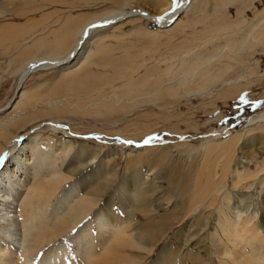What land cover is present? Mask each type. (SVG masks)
Here are the masks:
<instances>
[{"label": "bare ground", "instance_id": "6f19581e", "mask_svg": "<svg viewBox=\"0 0 264 264\" xmlns=\"http://www.w3.org/2000/svg\"><path fill=\"white\" fill-rule=\"evenodd\" d=\"M112 1L113 7L94 17L80 19L68 14L54 23H61L58 29L43 27L41 33L38 32L39 37L32 34L17 44L16 56L12 60L18 61L14 73L19 77L12 96L0 106V156L5 157L0 164V264H145L148 256L163 244L165 246L157 258L159 264H216L214 254L217 264H264V195L258 209L245 215V210L250 207L246 203L248 190L256 185L259 193L264 192V150L257 148L251 158L242 152L238 154L237 146L244 136L242 132L233 134L225 129L223 132L227 131L229 137L221 140L218 136L221 131L215 130L214 137L201 144L207 151L206 154L204 152L203 163L171 165L164 176L154 178L143 170L142 163L155 153L158 155L156 163L163 162L168 158L165 150L149 145L141 150L131 149L126 154V166L123 165L126 167L125 175L119 179L113 165L114 153L107 152L98 166L85 173L78 182L83 190L81 195L78 194V184L63 189L79 171L96 163L104 151L102 143L106 142L100 138L102 133L94 134L95 139L99 137L98 147L85 146L87 148L73 152L74 145L69 138L80 134L72 129L68 131L70 127L61 121L68 120L67 113L71 111L68 98L61 96L66 90L79 93L78 96L84 95L80 96L84 103L85 99L89 100L84 104V109L90 107L89 114L96 108L98 114L104 110L111 112L125 101L126 96H129L127 101L133 99L141 105L148 103L164 112L169 108L168 103L175 106L183 99L189 101L194 95L201 96L207 105L216 107L221 100L227 104L255 80L264 77L258 71L260 60L255 59L257 54H264V6L260 8L255 4L260 0H153L156 10L152 12L144 9L124 12L130 3L128 0ZM11 4L12 1L0 0V19L7 16ZM231 6H237L236 18H231L228 13L221 14ZM211 9L215 11L212 14L220 17L215 23L204 17ZM248 10L253 12L251 17L244 15ZM157 17L163 19L157 20ZM140 18L161 24L159 27L165 28L166 33L181 35L183 38L177 39L175 46L186 49L163 58L167 66L157 70L154 81L147 78L148 71L132 63L131 55L124 58L108 56L103 65L116 69L122 80L117 86L126 90L121 93L120 90H105L103 84H107L108 72L93 73L89 66L96 60V54L109 53L103 43L108 30L114 34L127 19L134 26L140 25ZM105 20L111 23L104 24ZM197 23H204L203 28L198 30ZM92 24L102 26L92 28ZM160 28L146 29L145 32L160 36L163 32ZM85 30L87 36L84 35ZM11 31L13 29H0V33L5 35ZM44 32L51 33L54 40H48L50 35L40 38ZM201 32L209 34V37L200 44L189 41V36ZM17 33H11L9 38H15ZM55 68L66 71L58 79L61 84L45 90L27 89V83L34 74ZM165 95H173L175 101L170 103ZM139 98L149 99L137 102ZM142 108L136 112L133 109L131 114L136 117L126 120L125 126L116 130L124 140L133 138L140 141L144 135H153L157 130L154 128L158 127L156 123H147L144 129L135 128L138 116L150 117L154 112ZM120 121L117 119L111 124L115 127ZM43 122H47L49 130L54 133L61 131L66 134L60 137L61 147L52 150L51 143L44 147L31 142L33 146H29L30 154L27 156L22 144L30 142H24L32 135L29 127L35 125L33 132H36L38 124ZM248 123L247 132L252 135L257 131L252 139L261 144L264 139V110ZM25 131L26 135H22ZM217 148H223L225 153L220 166L206 157ZM72 152L70 168L61 169L59 160L63 162ZM28 174L32 179L27 182L26 179L21 180L22 175ZM15 176L20 177L18 181ZM163 179L168 184L166 187L158 184ZM229 188L240 194V203L245 202L238 205L237 208L241 209L235 216L228 203ZM112 190L109 200L103 203L102 200ZM59 191L62 194L53 202ZM21 192L25 196L16 209V196L20 197ZM116 194L124 216L114 208ZM160 201L166 203L167 208ZM259 210L261 217L258 221ZM95 212L98 238L93 222L86 221ZM137 213L144 215L145 222L141 225L133 222ZM78 226V257H75L66 242H55ZM171 236V243H168Z\"/></svg>", "mask_w": 264, "mask_h": 264}, {"label": "rangeland", "instance_id": "374dc122", "mask_svg": "<svg viewBox=\"0 0 264 264\" xmlns=\"http://www.w3.org/2000/svg\"><path fill=\"white\" fill-rule=\"evenodd\" d=\"M1 1L2 2L12 1V4L9 6V11L7 12V16L0 19V29L1 28L13 29V32H18V33L15 34L16 35L15 38L12 39L9 38L11 36L10 34L13 33L12 31L10 34L7 33L6 35L0 33V106L4 105L7 102V100L12 96L16 85V81L18 80L19 77L17 73H14L18 61L16 62L15 60H12L16 56V51L18 49L17 44H19V42L23 43L24 38H27L32 34L39 37L38 32L41 33L43 27L45 28L49 26L48 30L50 29L54 30L56 28L58 29L61 26V23L59 24H54V23L56 21L62 20L64 16H67L68 14L80 19L82 17H94L95 15L101 13L102 11L113 7L114 4L112 0H30V1L1 0ZM176 1L182 2L183 0H176ZM128 2H130L129 3L130 5L129 4L126 5V7L123 9L125 10L124 12H132L133 10H139V9H144L148 12H152L156 10L153 0H128ZM255 4L257 5V7L262 8L264 6V0H260ZM208 11L204 14V17H208L207 20L210 23H215L214 22L215 20L217 22L220 19V17L216 16L215 14H212V12L213 13L215 12L214 10L212 11L211 9V11L210 10ZM226 13H228L231 18H236L237 6H231L227 10H223V12H221V14H226ZM244 15H246L247 17H251L253 15V12L248 10L244 13ZM142 19L140 25L136 24V26H134L133 22H129L130 19H127L128 21L125 20L124 22H122V27L116 30L114 34L112 30H108L107 35H105V37L103 38V43L107 47L109 53L105 51V53H103L102 55L96 54L95 56L96 60L94 61L95 63L93 62V64H91L89 68L93 73L107 74L108 72V80L106 82L107 84L105 83L103 84L105 90L108 91L120 90L119 91L120 93L121 91L126 90V89H121L117 86V84L119 85L122 82V80H120V76L116 71V69L114 67L110 68V66L103 65V63L105 62L108 56L124 58L127 55H131L132 63L139 66L141 70L148 71L147 75L149 76L147 78L150 79V81H154L158 75L156 74L158 73L157 70L160 67L165 68L167 66V64L163 62V58L170 57L171 54L173 55V52H175L174 54H179L185 51L186 47L180 48L181 49L180 50L175 46V44L176 45L178 44L177 42L180 40V38L181 39L183 38L181 35L179 34L172 35L171 33H166L167 31H165V28L159 27L161 24L160 25L154 24L148 20H144V19L142 20ZM143 24H145V26ZM138 26L139 28H137ZM195 26L198 30H200L203 28L204 23H197ZM152 28L153 29L160 28L161 31L163 32L160 36H155L145 32L146 29L153 30ZM35 30L37 32H35ZM47 36H49V38ZM43 37L48 38L49 41H53L55 38L51 33L48 34L46 32H44V34L40 36V38ZM189 37H190L189 41L194 40L192 43L200 44L209 37V34L207 35L201 32L193 37L192 35ZM190 44L191 42L188 43V46ZM255 59H258V61L260 60L258 62V66H259L258 71L264 74V54H257V56H255ZM154 67H156L157 69ZM173 69L176 68L174 67ZM59 71L60 70L58 68H55L52 70H44L37 72L32 76L30 81L27 83V89L45 90L55 84L58 83L61 84L58 79L66 71L65 70H64L65 72L63 71L59 72ZM176 71L177 70H175V72ZM167 76L168 75H166V77ZM78 95L76 92L74 93L70 89L66 90L65 92H63V95H61V96H66V98H68V104L70 106L69 110L71 111H69L70 114L67 113V117H69L68 120H70L71 122L64 119H62L61 121L64 124H66L68 127H70L68 128V131L72 129L73 131H76L80 134L78 136L71 135L72 138H69L74 145L73 152L75 151L77 152L79 151L80 148L85 146L98 147L99 141L95 139L94 134L98 135L102 133L100 135L101 136L100 138L104 139L106 142L102 143L104 146V151L97 158L96 163L91 167L89 166L88 168L79 171L77 175H75L72 179L68 180V182L64 185L63 189L70 188L74 184H78V182L80 181V179H82V176L85 173L90 172L94 168V166H98L99 162L101 161V159L104 158L107 152L114 153L115 158L113 160V165L117 169L118 179L119 177L125 175L126 167L124 166H126L125 158L127 152L130 151L131 149L141 150L143 147H146V145L155 146L154 148H160L168 153L167 154L168 158L163 162L156 163L158 159V155L157 153H155V156L151 155V158H149V160H146L142 163L143 170L145 172H148L151 178H154L156 176L159 177V175L164 176V174H166L169 171L170 169L169 167L171 165H189L195 163L196 164L203 163V160L205 158L204 155L206 154L207 151L206 148L204 151L203 149L204 147L202 148L201 144L208 138L210 137L213 138L214 137L213 134L215 133V130L221 131V135L220 133L218 134L221 140L223 139L225 140L226 138L229 137L227 131L223 132V130L225 129H228L229 132H233V134H236L238 131L243 133L244 136L240 140L238 144L239 146H237L238 154L242 152L244 155L251 158L255 154V150H257V148H262V150H264V143H262L264 139H262L261 144L258 140L252 139L257 131L252 133V135H250V133L247 132V129L249 128L248 121L254 116H256L259 112L264 110V96H263L264 77L261 80L258 81L255 80L254 83L248 89L242 91L239 94L240 96L238 95L237 97L228 100L227 104H225L222 100L218 101L216 103L217 104L216 107L213 104L211 105L205 104V100L201 96H197V95L192 96L189 101L187 99H183L182 102L175 105L176 106L175 107L173 106L174 103H171L173 102V100L175 101L173 95L171 97L170 96L167 97L165 95L166 96L165 98H167L171 104L168 103L167 104L169 106L168 110L166 109V111L164 110V112H162L160 111L159 108H157V106L154 107L152 105H148V103L141 105L135 103L136 100L135 102H133V99H131L130 101L128 99L127 101V98H129V96L128 97L126 96L125 98L126 102L123 101L122 102L123 104L120 102L119 105L114 107L113 111L107 112V110H104L103 113L98 114V112H96L98 111V108L94 107L96 108V111L93 108H91V110L93 109L92 110L94 111L93 113H96L97 115L96 114L92 115L93 114L92 111H90V114L92 113L90 115L89 113H87V111L89 112L90 107L88 106L89 108H86L87 107L86 106L84 109V104L86 103V101L88 102L89 100L85 99V103H84V99L82 100V98H80L81 95L80 96ZM82 96L84 97V95ZM133 96L130 97L133 98ZM241 97H243L244 99L241 100ZM148 99L139 98L137 102L139 100L141 102L142 101L144 102L145 100ZM159 104H162V102H159ZM139 108H142V110L148 109V111L151 109L154 112H152V116L150 117L138 116L137 114V116L139 117V121L137 123V126H135V128L144 129L145 125L156 123L158 127L157 126L154 127L157 129L154 132V134L159 136V139L154 140L151 143L145 144L143 143V140L146 139L148 136H151L149 134L148 135L146 134L140 141H135V139L129 138L128 140L134 141L135 143L122 144L121 141L124 140L123 136L121 133L116 132V130L125 126L127 122L126 120L128 119L130 120L135 116L132 115L131 113L133 111L135 112L138 111ZM173 113H175L174 116ZM169 115L171 117H169ZM166 117H168L166 120L163 119ZM117 119L121 121L117 123V125H115L114 127V125L111 124V122ZM47 122L38 124L39 127L36 130V132L35 131L33 132V128L36 127L35 125L29 127L30 128L29 131L30 130L32 131V135L26 137V139L24 138L23 139L24 142L25 141L26 142L30 141V142L27 144L25 143L22 144V149L25 151L27 156H29L30 154L29 146H33L32 145L33 142H37L38 144L44 147L48 146V144L51 143L52 150L53 148L61 147V144L59 142L60 137H63L66 134L61 131L54 133L53 131L49 130V125ZM26 132L27 131L23 132L22 135L23 134L26 135ZM91 134L93 135V137H88ZM138 139L140 138H137V140ZM127 146H129V148ZM52 150L49 151L48 149L49 152H52ZM215 150L217 151L214 153ZM73 152L63 162L59 160L58 165L61 169L67 170L70 168L68 167V165L70 164L74 156L72 155ZM223 153H224L223 148H219V149L217 148L214 149L212 153H210L209 156L206 157L211 158V160L216 163H219L220 166L221 165L220 161H222L225 156L224 155L225 153L224 154ZM216 160L219 161L217 162ZM29 163H32V160H29ZM152 164H155V166L152 167ZM44 172H46V170ZM44 172L42 173L44 174ZM18 177L19 176H15L14 179L18 181L20 178ZM22 179L23 180L26 179L27 182L29 179L32 178L31 175L28 174L27 176L22 175L21 180ZM158 180L159 179H156L155 181ZM158 184H160L161 187L163 186L166 187L168 185L166 179H163L162 182L159 181ZM77 187H78L77 189L78 194L81 195L83 190L81 189V186L79 184L77 185ZM23 189H25V184ZM259 190L260 189L256 187V185H254L251 189L248 190L249 192L246 193V198H247L246 203L248 202L250 207L248 210H245L246 211L245 215L246 213L250 214L254 212L256 209H258V206L264 195V192L259 193ZM164 191L166 192V190ZM228 191L230 197L228 201L229 207L231 210H234V214L232 215L235 216L237 210L241 209V207L239 209L237 208L238 205L242 204L240 203L239 200L241 196L237 191L232 190L231 188H229ZM112 193L113 190L108 192V195L104 198L105 200H102V202L105 203L106 201H108ZM21 194L20 197L19 195L16 196V198L18 199L14 205L16 209L19 206V202H21L20 199L21 198L23 199L25 196L23 192H21ZM61 194L62 191H59L57 193V196L53 199V202H55L56 198L57 197L59 198ZM114 199H115L114 208L117 209L120 215L124 216V212L121 211V202L119 201L118 194L115 195ZM160 203L162 204L163 207L165 206V208H167L166 203H163L161 201ZM244 203L242 205H244ZM96 213L97 212L87 217L86 221H88L87 223L91 221L93 222L94 230L98 238L99 232L97 229V222L94 220ZM260 217H261V210H259L258 221L260 220ZM133 222L135 224L141 225L142 223L145 222L144 215L142 213L139 214L137 213L135 215ZM79 229L80 226L68 231L55 242L57 244L66 242L68 244V248L71 250L73 256L75 257H78V252L76 251L77 250L76 235ZM179 229L180 227L175 231H178ZM209 232H213V231L209 230ZM170 239H172V236L167 241L168 243L169 242L171 243ZM210 244L211 243H209V245ZM164 246L165 245L163 244L160 247L156 248L153 251V253L148 256L149 258L147 259L145 264H159L157 258L162 248H164ZM213 256L215 258L214 259L215 263L217 264L215 254ZM36 260H39V256H36Z\"/></svg>", "mask_w": 264, "mask_h": 264}, {"label": "snow or ice", "instance_id": "6c2138e0", "mask_svg": "<svg viewBox=\"0 0 264 264\" xmlns=\"http://www.w3.org/2000/svg\"><path fill=\"white\" fill-rule=\"evenodd\" d=\"M145 15H147V13H145ZM161 19H163V17H157V20H161ZM103 23L104 24H108V23H111V21L105 20ZM100 26H102V25H98V24H92V25H90V27H92V28H96V27H100ZM87 34H88L87 33V30H85L84 35L87 36ZM243 99L244 98L241 97V100H243ZM96 138L99 139V137H96ZM158 139H159V136H157V135H151V136H148L146 139H144L143 140V143L148 144V143H151L154 140H158ZM182 139H183V137H182ZM121 142L124 143V144H132V143H135L134 141H131V140H123ZM4 159H5L4 156H0V164H3Z\"/></svg>", "mask_w": 264, "mask_h": 264}]
</instances>
